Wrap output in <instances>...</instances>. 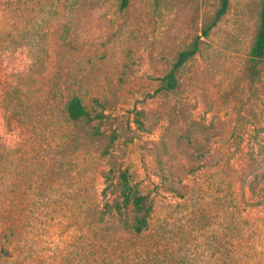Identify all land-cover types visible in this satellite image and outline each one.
I'll use <instances>...</instances> for the list:
<instances>
[{
  "label": "rangeland",
  "instance_id": "374dc122",
  "mask_svg": "<svg viewBox=\"0 0 264 264\" xmlns=\"http://www.w3.org/2000/svg\"><path fill=\"white\" fill-rule=\"evenodd\" d=\"M260 1L203 34L220 0H0V264H264ZM122 171L152 206L138 235L109 212Z\"/></svg>",
  "mask_w": 264,
  "mask_h": 264
},
{
  "label": "trees",
  "instance_id": "16d2710c",
  "mask_svg": "<svg viewBox=\"0 0 264 264\" xmlns=\"http://www.w3.org/2000/svg\"><path fill=\"white\" fill-rule=\"evenodd\" d=\"M129 0H120L119 7L121 9L125 8ZM229 0H220V5L215 11V16L212 23L205 28L202 32L207 34L208 30L216 21L225 13L228 7ZM198 40L196 37L188 48L181 50L176 57L175 62L173 63L171 69L166 74V87L174 88L175 87V70L185 63L189 58H191L198 50ZM250 55L253 58H262L264 56V0L260 1L259 9V23L256 31L254 41L250 47ZM65 110L67 116L72 121L85 120L90 121L91 115L88 112L85 105L82 103L80 96L74 94L72 95L65 104ZM105 181L107 184L105 188L109 186H114L117 189V195L112 203L109 204V212L113 211L117 215H121L122 211L126 208H129L132 212V222L129 226L131 233L138 235L143 230L146 229L148 225V219L152 210V206L147 201V197L144 194H141L135 186L129 181L126 172L122 171L119 173V177L116 182H113L112 179L106 175ZM97 221H101L102 217H98ZM6 223V225H4ZM0 242L3 240L5 245L10 244V236L12 235V230L8 229L7 219L1 218L0 220ZM10 251L3 247H0V257L4 260L11 258Z\"/></svg>",
  "mask_w": 264,
  "mask_h": 264
}]
</instances>
